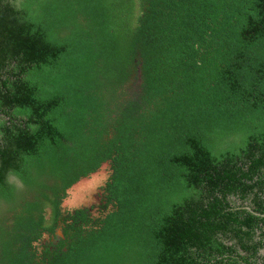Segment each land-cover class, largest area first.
<instances>
[{
  "label": "trees",
  "instance_id": "1",
  "mask_svg": "<svg viewBox=\"0 0 264 264\" xmlns=\"http://www.w3.org/2000/svg\"><path fill=\"white\" fill-rule=\"evenodd\" d=\"M262 250L264 0H0V264Z\"/></svg>",
  "mask_w": 264,
  "mask_h": 264
},
{
  "label": "rangeland",
  "instance_id": "2",
  "mask_svg": "<svg viewBox=\"0 0 264 264\" xmlns=\"http://www.w3.org/2000/svg\"><path fill=\"white\" fill-rule=\"evenodd\" d=\"M107 167L102 165L101 168L88 178L80 180L67 191V197L61 204L64 209H72L76 207H90L91 214H97V194L98 186L103 182L106 176ZM9 182L17 183L13 178L9 177Z\"/></svg>",
  "mask_w": 264,
  "mask_h": 264
},
{
  "label": "flooded vegetation",
  "instance_id": "3",
  "mask_svg": "<svg viewBox=\"0 0 264 264\" xmlns=\"http://www.w3.org/2000/svg\"><path fill=\"white\" fill-rule=\"evenodd\" d=\"M260 253L264 255V250L260 251Z\"/></svg>",
  "mask_w": 264,
  "mask_h": 264
}]
</instances>
